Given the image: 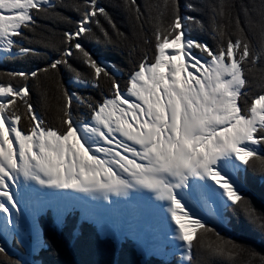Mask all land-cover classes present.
Wrapping results in <instances>:
<instances>
[{"label":"snow or ice","instance_id":"1","mask_svg":"<svg viewBox=\"0 0 264 264\" xmlns=\"http://www.w3.org/2000/svg\"><path fill=\"white\" fill-rule=\"evenodd\" d=\"M117 7L133 36L148 22L150 36L142 38L153 47L151 56L142 51L123 86V70L83 42L99 44L102 36L106 47H118L112 36L127 39L98 0H0V60L41 55L32 47L40 41L25 35L36 34L37 19L71 25L59 47L50 45L54 57L44 53L43 67L0 72L4 264H35L25 256L41 249L58 256V241H80L85 221L98 228L90 239H132L138 255L163 264L177 253V264L214 258L235 264L242 254L248 264L256 257L264 264L254 249L221 235L229 209L243 211L264 234V211L243 195L249 169L264 183V0H240L238 11L236 0L203 7L185 0L184 12L180 0H121ZM205 7L211 47L192 35V26L203 30L204 22L188 15ZM137 47H129V57ZM61 67L71 85L97 96L66 86ZM50 72L59 77V104L55 119L46 121L32 90ZM113 196L125 198L124 207ZM77 208L80 215L70 221ZM48 210L45 226L41 215ZM13 239L25 249L19 260L9 255Z\"/></svg>","mask_w":264,"mask_h":264},{"label":"trees","instance_id":"2","mask_svg":"<svg viewBox=\"0 0 264 264\" xmlns=\"http://www.w3.org/2000/svg\"><path fill=\"white\" fill-rule=\"evenodd\" d=\"M64 2L71 3L73 0H64ZM75 2H81V0H75ZM140 2L141 0H137V3ZM180 2L181 12H184L183 4L185 3V0H180ZM193 2L196 3L198 7H203L205 4L211 2V0H193ZM239 2L240 0H236L237 11L239 10ZM245 2H247V0H245ZM98 3L100 6L106 8L120 31L126 34L127 39L116 40L115 36H112L116 44L119 45L118 47H106L103 43L102 36L101 43L99 44L92 39H84L83 42L85 47L94 55L115 63L123 70L124 76L119 78L121 86H123L128 71L133 64L139 61L142 51L147 50L149 56L153 53L152 44H144L142 38L143 36H150V25L145 21L143 34L141 35L139 29H137V35L133 36L129 22L126 20L121 9L117 7V5L121 3V0H98ZM57 11L62 12L65 16L71 17L73 21L77 19V13L73 11L63 8H59ZM188 15L196 16L204 22L205 27L203 30L197 29L195 25L192 26V35L195 38L207 42L211 47L213 41L211 39V33L208 31L207 8H204L203 13L189 12ZM100 21L105 28H108L103 17H100ZM37 24L39 27L36 28L35 35L27 31H25V35H28L34 41H40L39 43H34L32 47L40 52L41 55H28L22 58L8 57L7 59L0 61V72L31 69L36 66L43 67L46 63L47 57H54V52L50 45L59 47L60 41L62 40L60 33L71 26L50 19H37ZM93 31H97L95 27L93 28ZM109 33L112 35L111 29H109ZM97 35H100L98 31ZM131 45H137L138 47L136 51L133 52L132 56L129 57V47ZM44 53H47V57ZM129 60H131V63H129ZM79 70L82 73L87 74V69L84 67L80 66ZM68 76L69 74L61 67L59 77L63 78L66 86L81 93L87 91L94 97L97 96L95 90L75 88V86L69 83ZM59 77L51 72L46 75H41L39 77V89L37 90L34 88L32 90L34 107L41 113L46 121H53L56 116L57 106L59 104V91L57 87V80ZM30 83L32 82L30 81ZM42 94L44 95L42 96ZM83 111L84 109H80L79 114H82ZM244 179L246 191L243 195H246L258 210L264 211V183L261 182L259 174L254 173L252 169H249L244 174ZM76 217H78L77 214H74L69 217V220L72 221ZM229 219L230 223L228 228L227 230L221 231V235L235 240L237 243L247 245L259 253V256H264V234L249 223L243 211H233L232 209H229ZM51 220L52 217L49 213L41 216V221L45 226H47ZM229 229H231V231H229ZM82 233L81 240L77 242H73L67 237L61 238L58 241V250L60 252L58 256L53 257L50 250L42 249L38 255L34 256L35 259H37L36 264H75V262H80V264H143L140 260V256L134 250L133 242L126 241L120 247H117L112 240L102 238L98 235L95 238L90 239L89 234L98 233V229L86 222L82 225ZM45 238H48L47 227H45ZM208 239L213 240L214 237L209 236ZM11 258L18 260L16 257L11 256ZM225 259L226 258H214L213 264H225ZM248 261L249 257L242 254L236 258L235 264H248ZM0 264H4L3 257H0ZM145 264H163V262L156 258H150ZM170 264H177V258L170 262ZM198 264H208V261L207 259H201ZM251 264H262V262L259 257H256L251 259Z\"/></svg>","mask_w":264,"mask_h":264},{"label":"rangeland","instance_id":"3","mask_svg":"<svg viewBox=\"0 0 264 264\" xmlns=\"http://www.w3.org/2000/svg\"><path fill=\"white\" fill-rule=\"evenodd\" d=\"M194 38H195V37H194ZM0 61H1V60H0ZM112 199H113V200H118V201H120V202H121V207H124V205H123V201H124L125 198H123V197H114V196H113ZM98 202H99V203H98ZM95 203L99 205L100 203L105 204V203H107V202H104V201H96ZM46 213H49V214L51 215V217H52V215H53L52 212H51V210H48V211H46L45 213H43L41 216L45 215ZM74 214H77V216H79V215H80V209L77 208V209L75 210V213H74ZM85 222L88 223V224H91V225H93V226L95 225L92 221H85ZM96 227H97V226H96ZM226 230H227V229H226ZM229 231H231V229H229ZM102 238H103V237H102ZM126 241H131V242H133V244H134V241H133L132 239H127V240L123 241L122 243L116 244V246H117V247H120V246H121L122 244H124V242H126ZM0 242H2V241H0ZM254 245H255V244H254ZM254 245H252V246H254ZM246 246H247V245H246ZM8 248L11 249V251L9 252V255L12 256V257H16V258H18V260L21 259V256L24 255V253H25V249L19 247L14 239L11 240V241L8 243ZM41 250H42V249H41ZM41 250H39L38 253H33V254H30V255H26V256H25V259H28V260H30V261H33V262H35V264H36L37 259H35L34 256L38 255V254L40 253ZM144 257H147V256H144ZM174 257H178V253H177L176 256H174ZM149 258H156V257H155V256H148V259H149ZM148 259H147V260H148ZM156 259H157V258H156ZM140 260H141L142 263H144V262H143V257L140 256ZM158 260H160V259H158Z\"/></svg>","mask_w":264,"mask_h":264},{"label":"bare ground","instance_id":"4","mask_svg":"<svg viewBox=\"0 0 264 264\" xmlns=\"http://www.w3.org/2000/svg\"><path fill=\"white\" fill-rule=\"evenodd\" d=\"M99 203V202H98ZM99 205H103V203H100Z\"/></svg>","mask_w":264,"mask_h":264}]
</instances>
